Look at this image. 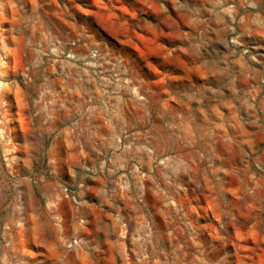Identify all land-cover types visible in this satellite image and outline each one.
Listing matches in <instances>:
<instances>
[{
    "label": "rangeland",
    "instance_id": "374dc122",
    "mask_svg": "<svg viewBox=\"0 0 264 264\" xmlns=\"http://www.w3.org/2000/svg\"><path fill=\"white\" fill-rule=\"evenodd\" d=\"M2 58L0 264H264V0H0Z\"/></svg>",
    "mask_w": 264,
    "mask_h": 264
},
{
    "label": "crops",
    "instance_id": "0c3cea01",
    "mask_svg": "<svg viewBox=\"0 0 264 264\" xmlns=\"http://www.w3.org/2000/svg\"><path fill=\"white\" fill-rule=\"evenodd\" d=\"M12 33H14V32H12ZM14 36H15V38L17 39V42H20V43H26V39H25V37H28L30 40H31V37L33 38V37H35V33L33 32V31H25L23 34H17V33H14ZM15 40V39H14ZM14 43H16V42H14ZM65 127H68V129H69V131H70V133H69V135H68V137H69V139H67L68 140V142L69 143H71V144H73L74 142H75V138H74V134L72 133V131L73 130H78V129H83V128H85V121L83 120V119H80L79 121H78V123L75 125V126H72V127H74L75 129H73L72 127H69L68 125L66 126V125H64ZM76 128H78V129H76ZM101 128L103 129V130H106V129H109V128H112V126L111 125H108V124H106V123H103L102 125H101ZM74 145H75V143H74ZM75 146H73V148H74ZM73 148H71V149H73ZM71 149H70V151H71ZM75 151L77 152V149L75 148Z\"/></svg>",
    "mask_w": 264,
    "mask_h": 264
},
{
    "label": "built area",
    "instance_id": "2783aa9c",
    "mask_svg": "<svg viewBox=\"0 0 264 264\" xmlns=\"http://www.w3.org/2000/svg\"><path fill=\"white\" fill-rule=\"evenodd\" d=\"M63 193H64V195H65L66 197H68V198H70L72 201L76 202L77 194H76V192H75L74 190H71V189H69V188H67V187H64V188H63ZM70 240H71V239L67 240V242H68L69 244H70ZM72 240H73V242H76L75 239H72Z\"/></svg>",
    "mask_w": 264,
    "mask_h": 264
},
{
    "label": "bare ground",
    "instance_id": "6f19581e",
    "mask_svg": "<svg viewBox=\"0 0 264 264\" xmlns=\"http://www.w3.org/2000/svg\"><path fill=\"white\" fill-rule=\"evenodd\" d=\"M5 63H7L6 62V60H4L3 58L1 59V62H0V75L1 76H4V74H5V67H6V64ZM2 83H3V81H0V88L2 87ZM5 83V82H4ZM4 83H3V85H4Z\"/></svg>",
    "mask_w": 264,
    "mask_h": 264
}]
</instances>
